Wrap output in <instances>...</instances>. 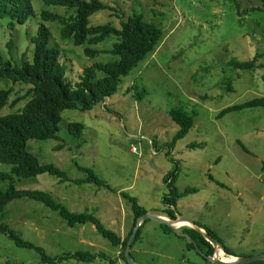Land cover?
I'll use <instances>...</instances> for the list:
<instances>
[{"label":"rangeland","instance_id":"obj_1","mask_svg":"<svg viewBox=\"0 0 264 264\" xmlns=\"http://www.w3.org/2000/svg\"><path fill=\"white\" fill-rule=\"evenodd\" d=\"M100 1L108 8L90 17L92 25L112 23L122 27L127 17L141 12L146 20L162 28L163 40L155 52L122 79L118 93L105 104H98L89 111L66 110L58 138L29 139L28 150L39 162L55 165L66 172L71 181L60 182L57 177L42 174L15 178V187L47 192L71 210L72 200L80 191H87L85 203L93 208L106 204L116 220L106 219L105 226L120 232L122 210L126 209L131 218L133 210L124 196L120 200L119 190L136 197L140 205L152 213H160L168 190L164 178L178 167L177 189L183 192L186 188H196L198 193L181 198L177 205L181 216L176 219L192 216L218 237L220 246L228 243L235 248L242 238L245 239L243 247L253 251L249 255L258 254L264 248V240L254 243L258 235L255 232L264 223V214L251 211L250 197L254 195L264 203L261 199L264 193V108H246L220 119L217 116L226 107L264 97V11L249 10L250 6L263 5L264 0ZM32 3L35 15L23 24L12 28L9 17L0 18V54L15 66L23 58L32 60L35 46L31 38L41 23L42 10L65 18L75 12V8L41 0ZM45 24L51 33L50 46L61 50L60 61L66 65L67 80L73 85L79 82L82 71L96 62L118 59L106 52L96 57L87 56L85 46H76L62 37L59 21L50 20ZM116 40L112 35L93 47L110 49ZM256 55L260 66L252 71H238L228 65L232 58L248 60ZM102 76L103 73H97V78ZM11 86L16 94L11 100L29 89L0 77V90ZM142 90L145 94L140 99L138 94ZM177 107L195 112L196 118L194 126L170 150L167 143L179 125L168 113ZM18 108L20 106H4L0 115ZM71 122L83 124L80 136L70 131ZM134 146L139 149L137 152L133 151ZM11 168L0 163V172L9 173ZM89 173L100 182L75 183L89 177ZM8 185L1 183L0 189ZM239 193L240 198H236ZM196 198L203 202L200 205L189 203ZM91 211L96 217L100 214L97 208ZM0 223L8 225L22 239L42 247L51 257L77 249L93 253L88 260L57 264H120L109 238L87 225L83 235H88L98 247L80 243L77 239L80 225L69 226L56 212L33 199L11 201L5 206ZM147 227L141 228L142 233ZM208 242L206 237L200 240L198 248L191 247L186 255L189 264H209ZM214 249L213 246L212 255ZM216 257L220 260L218 253ZM0 264L48 263L43 262L37 249L18 245L9 235L0 233Z\"/></svg>","mask_w":264,"mask_h":264},{"label":"trees","instance_id":"obj_2","mask_svg":"<svg viewBox=\"0 0 264 264\" xmlns=\"http://www.w3.org/2000/svg\"><path fill=\"white\" fill-rule=\"evenodd\" d=\"M46 4L68 6L75 8L74 14L62 17L57 13L42 10L41 23L36 34L31 38L34 44L32 60L23 58L19 65H13L10 60H4L0 54V77L9 79L13 85L17 83L28 86L29 89L16 99L11 100L16 94L14 86L0 90V111L4 106L11 108L20 106L17 111L0 115V163L10 165L9 173L0 172V184L9 183L5 189H0V216L4 214V208L11 201L30 198L41 202L51 211L56 212L69 226L95 225L97 231L109 238L115 246H122L123 255L127 260L126 249L128 242L136 228L138 220L147 213L141 207L139 200L127 192L123 196L132 204L135 223L130 235L123 241L121 236L107 228L92 213H75L65 204L57 202L53 196L40 190L17 189L14 185L15 178H32L42 174L57 177L60 182L71 181L68 174L53 164H41L38 157L28 150V141L31 138L47 139L58 138L62 114L66 110L80 109L92 110L98 104H105L109 98L115 96L120 88L122 79L128 77L140 62L149 54L156 51L164 37L162 28L154 22L145 19L143 13L134 12L122 22V27L112 23L92 25L90 17L108 5L100 0H41ZM33 0H0V18L9 17V26L25 23L35 15ZM249 10L264 11V4L250 6ZM239 12H241L239 10ZM59 21L62 24V37L70 40L76 46H85L84 53L90 57H96L101 52L111 53L118 57L109 62H96V64L82 71L79 82L72 84L67 80V67L60 61L61 50L50 46L51 33L46 21ZM116 36L117 40L110 49H98L93 46L105 42L110 36ZM261 56L262 54H258ZM258 55L248 60L232 58L228 65L234 70L249 72L258 68ZM103 73L97 78V73ZM228 88L231 85L227 82ZM131 91V90H130ZM145 90L139 93L140 99ZM246 108H264V97L231 105L221 110L218 119L228 113L239 112ZM172 121L179 125V129L172 140L167 143L170 150L178 139L183 138L195 124L196 113H189L181 107L169 111ZM82 123L71 122L70 131L75 136L83 133ZM179 168L176 167L164 178L167 193L163 198L165 213L169 218L175 219V211L180 198L198 192L196 188H186L180 192L175 186ZM99 183V179L89 173V177L77 180L75 183L86 182ZM192 232V231H190ZM0 233L9 235L18 245L32 247L40 251L42 260L48 264H55L66 258H80L79 253H67L51 257L44 252L42 247L36 246L31 241L21 238L13 229L4 223H0ZM209 235L219 244L215 234L208 229ZM141 234L138 230L137 238ZM209 243V242H208ZM226 253L238 256L232 250L221 245ZM213 246L209 243L208 255H212ZM252 264H257L254 262Z\"/></svg>","mask_w":264,"mask_h":264},{"label":"crops","instance_id":"obj_3","mask_svg":"<svg viewBox=\"0 0 264 264\" xmlns=\"http://www.w3.org/2000/svg\"><path fill=\"white\" fill-rule=\"evenodd\" d=\"M76 184L79 185L78 183H76ZM123 192H124L123 190H119L120 200H121V197L123 196ZM197 193H194V194H197ZM87 196H88L87 191H85V192L80 191V194L77 195V197H75L72 200V209L73 210H71V209L70 210L75 212V213L89 212V213L93 214L91 209L97 208L100 212V214L97 218L101 221V223L103 225H106V219L109 222L116 220V216L112 215L111 211L106 209V204H101V205H98V206L93 208V206L89 205L88 203H85V199L87 198ZM240 196H241V194L239 193L236 196V198H240ZM185 197H187V196H185ZM250 198H251V202L253 203V205L251 206V211H254L255 214H258V213L264 214V203H262V201L256 199L254 197V195H251ZM88 199H90V197ZM261 199L264 200V193L261 194ZM180 200H181V198L178 200V202ZM178 202H177V205H178ZM201 202H203V201H201L199 198H196V199H192L189 203H192L194 205H200ZM162 203H163V199H162ZM185 204L186 203H184V205ZM177 205L175 208L174 207L172 208V210L175 211V215H176L175 219H171L168 217V215H166V213L164 212L165 207L163 208V211L160 213H152L150 210H147L146 208L145 209L147 210V213H152L156 216H160V217L166 218L168 220H177L176 218L181 216L180 213L178 212V206ZM141 207H143V206H141ZM75 209H77V210H75ZM184 219L192 221L195 224H198L201 227V229L208 232V227L205 224L197 223V221L194 220L195 218H193L192 216H189L188 218H184ZM148 222H151V223H148ZM178 222H180V221H177V223ZM134 223H135L134 213H133V217L131 218L127 214V210L123 209L122 210L121 225H120V232H117L121 236L123 241L130 235ZM184 223H186V224L168 225V224H161V223L155 222L153 220H145L141 224L140 228H143L144 225H148V227L144 233H142V230H141L140 236L138 237V239H135V241L133 242V247H132V251H131L132 255L135 258V261L137 262V264H189L190 260L188 261V257L186 255H188V252L193 249L191 247H194V249L198 248L200 240L206 239V236L203 233H201L200 230H198L192 224H189L187 222H184ZM76 226H78V225H76ZM91 227H92V229H96L95 225H91ZM87 229H88L87 224L86 225H80V227H79V233L80 234H79V236H77V239L82 244H87V245L92 246V247H98V246H95L94 241L91 240V238L88 235H83V233L86 232ZM190 231H192V232H190ZM182 233H184L185 235H183ZM255 234H258V235H256L257 239L254 240V243H259V242L264 240V223L262 224V226L260 228H257ZM131 237H132V235H131ZM137 243H139V245L136 247ZM238 243L239 244L235 248L231 247L228 243H224L225 244L224 247H227L230 250H236L233 252L236 253L238 256H250L249 254L253 253V251H248L247 249H245L243 247V245L245 244V239L240 238V241ZM211 245H212V243H211ZM115 249H116V255H117L118 262L120 264H123L122 261H126L127 264H129L128 258L126 260V258L123 255L122 246L121 245L118 247L115 246ZM200 249L205 251V249H203V248H200ZM71 252L79 253L80 258H75V257L66 258V260L56 262L55 264L64 263L65 261H70V260L71 261L77 260V261L81 262L83 260H88V258H91L93 256V253L89 252L88 250L77 249V250L71 251ZM199 252H200V250H199ZM258 253H264V248L261 249L260 251H258ZM65 254H67V253H65ZM100 254L101 253H99L98 255H100ZM209 256H211V255H208V258H209ZM232 256H234V255H232ZM234 257H236V256H234Z\"/></svg>","mask_w":264,"mask_h":264},{"label":"water","instance_id":"obj_4","mask_svg":"<svg viewBox=\"0 0 264 264\" xmlns=\"http://www.w3.org/2000/svg\"><path fill=\"white\" fill-rule=\"evenodd\" d=\"M145 220H153L155 222L161 223V224H168V225H172V224H176L177 221L180 222H187L189 224H192L193 226H195L198 230H200L201 233H203L208 239L209 241L213 244L214 246V254H217V249L219 246V244L215 241L214 238H212L208 232H206L205 230L201 229V227L198 224L193 223L192 221L183 219V218H178L177 220H168L166 218L160 217V216H156L152 213H146L145 215H143L139 220L138 223L136 225V228L132 234L131 239L129 240L128 246H127V250H126V256L128 258V263L129 264H137V262L135 261L134 256L132 255V247H133V242L135 241L136 237H137V233L138 230L140 229L141 224L145 221ZM183 235H185L184 233H182ZM236 260L235 262L232 263H224L221 262L220 260H218V258H213V257H209V261L213 262L214 264H252L254 262H259V261H264V253H258V254H254V255H250V256H236Z\"/></svg>","mask_w":264,"mask_h":264},{"label":"bare ground","instance_id":"obj_5","mask_svg":"<svg viewBox=\"0 0 264 264\" xmlns=\"http://www.w3.org/2000/svg\"><path fill=\"white\" fill-rule=\"evenodd\" d=\"M176 224H186L184 222H178ZM217 253L219 254V257H220V260L221 262H224V263H232V262H235L237 261L236 260V257L232 256V255H229L227 254L224 249H222L221 247H218L217 249ZM218 258V257H217ZM219 260V258H218Z\"/></svg>","mask_w":264,"mask_h":264},{"label":"built area","instance_id":"obj_6","mask_svg":"<svg viewBox=\"0 0 264 264\" xmlns=\"http://www.w3.org/2000/svg\"><path fill=\"white\" fill-rule=\"evenodd\" d=\"M138 150H139V149H138L136 146L133 147V151L137 152ZM209 257L217 258V257H216V254L211 255V256H209ZM209 264H213V262L211 261V262H209Z\"/></svg>","mask_w":264,"mask_h":264}]
</instances>
